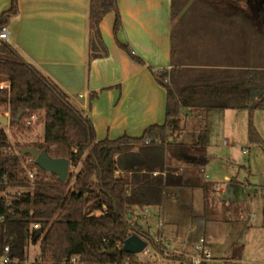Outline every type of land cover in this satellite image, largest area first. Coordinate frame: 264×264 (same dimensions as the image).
Segmentation results:
<instances>
[{
  "label": "trees",
  "instance_id": "16d2710c",
  "mask_svg": "<svg viewBox=\"0 0 264 264\" xmlns=\"http://www.w3.org/2000/svg\"><path fill=\"white\" fill-rule=\"evenodd\" d=\"M259 2L248 0L257 13L254 21L258 26L251 27L254 21L234 8L220 10L210 0H171L172 68H149L166 91L165 121L148 127L139 138L98 141L91 121L68 96L12 45L0 41V83L8 84L7 89H0V106L8 109L9 128L23 131L32 114L44 113L42 141L23 145L17 153L0 127V252L9 247V264H25L29 246L38 243V256L31 264H72V258L76 264H142L138 255L122 250L132 235L141 237L153 251L164 253L161 243L140 231L134 207L161 206L166 188L200 181L194 175L190 180L175 174L169 166L173 159L196 167L207 162L205 127L192 146L169 142V137L179 131L182 112L247 111L248 140L263 144L251 124L254 112L264 111V2L262 9ZM109 12L115 14V36L121 27L117 1L89 0V62L108 54L99 24ZM17 13V0H11L0 27ZM203 29L209 38L206 50L210 59L199 67H188L175 59L176 42L187 32L196 34ZM216 32L221 34L220 44ZM116 43L136 63L144 65L126 45ZM21 110L24 113L16 122ZM25 147L45 151L53 159H66L74 170L61 183L34 162L24 168L27 156L20 158L18 154ZM29 170L35 171L32 182L27 178ZM6 196L12 199L8 202ZM241 251L235 248L226 264H235ZM166 259L171 264H191L182 254L168 253Z\"/></svg>",
  "mask_w": 264,
  "mask_h": 264
},
{
  "label": "crops",
  "instance_id": "0c3cea01",
  "mask_svg": "<svg viewBox=\"0 0 264 264\" xmlns=\"http://www.w3.org/2000/svg\"><path fill=\"white\" fill-rule=\"evenodd\" d=\"M116 1L121 27L114 36V12L102 18L99 30L108 54L90 62L89 0H17L18 13L6 25L7 43L55 83L69 102L88 117L98 141L123 136L139 138L148 127L163 125L166 91L156 83L149 68L168 71L172 68L171 0ZM10 4L11 0H0V19ZM249 25L257 27L258 23ZM202 36L199 32H187L180 42L186 47L192 39L205 46ZM116 41L126 45L144 65L136 63ZM203 49L205 53H196L192 47L194 53L186 56L184 47L177 48L175 59L188 67H199L210 59L206 47ZM210 111L205 112L204 122L206 164L196 167L175 159L169 162L175 174H183L190 180L194 175L200 181L191 182L187 187L166 188L161 206L134 207V213L135 218L141 215L143 220L158 216V233L154 237L159 236L167 249H171V239L179 238L180 249H176L187 253V242L203 238L211 258L222 254V262H229L234 249L242 248L240 258L234 261L240 264L246 238L253 241L258 238L259 230L264 231V185L242 181L236 172L238 169L229 161L220 162V166L211 162L215 156L208 152L210 129L206 119ZM237 112L243 116L247 111ZM182 114L179 131L169 137V142L192 146L199 134L197 118L193 117L196 113H187L186 119Z\"/></svg>",
  "mask_w": 264,
  "mask_h": 264
},
{
  "label": "rangeland",
  "instance_id": "374dc122",
  "mask_svg": "<svg viewBox=\"0 0 264 264\" xmlns=\"http://www.w3.org/2000/svg\"><path fill=\"white\" fill-rule=\"evenodd\" d=\"M218 9L225 10L229 8H234L237 11H242L245 15L249 17L251 21L256 19V10H252L250 5L248 4V0H210ZM190 18V14L187 15ZM187 20V18H186ZM188 22V21H187ZM186 22V23H187ZM255 22V21H254ZM197 27H202L197 26ZM202 30V29H200ZM206 39L204 42L202 40V44L197 43V40H189L188 43L182 45L183 42L178 40L176 42V49L179 48L181 50L184 47L183 54L186 56H190L192 52V47L195 48L196 53L202 52L205 53V47L208 46V36L206 35V31L200 32ZM217 44L219 33H215ZM224 38H220L222 41ZM198 44V45H197ZM215 43V45H217ZM194 45V46H193ZM210 45V43H209ZM214 45V43H213ZM203 46V47H201ZM198 49V50H197ZM192 52V53H194ZM208 53V52H207ZM5 112H8L7 107L0 106V117L6 116L9 119V112L7 115H4ZM187 113H196L194 118L196 119V130L200 132L204 127L205 122V112L204 111H195V110H187L182 116L186 119ZM35 119L31 122L29 127H26L23 131L12 128L10 129L7 125L6 127H2L7 133L8 140L10 142V146L13 152L17 153L18 148L23 145H30L33 143H40L43 137V123H44V113L38 112L35 113ZM242 113H238L235 110H211L207 115V120L210 129V137H209V150L208 152L215 156L212 157V161L215 164L219 165L220 162H230L235 168L238 170V176L243 181L248 180L250 183L254 185H264V111H256L254 112L251 118V124L255 128L258 133L260 139L263 144H253L248 140V126L250 123V118L248 112H246L243 116ZM190 121H194L191 120ZM191 124H189V128ZM246 150L247 153L243 154L242 151ZM24 166L25 163L23 162ZM212 166V164H211ZM220 166V165H219ZM73 168L70 167L69 172H73ZM15 190H12L14 192ZM158 216H151L149 219L143 220L141 215L137 219L135 218V223L142 230L149 233L151 237H154L157 232ZM239 229V228H238ZM239 232V231H238ZM239 234V233H238ZM176 238V237H175ZM169 239H171L169 237ZM246 242V248L243 253V261L240 264H264V231H260L258 233V238H255L253 241L249 238ZM179 238L171 239L169 243V247L171 249L165 248L164 253H175L177 255L184 254L180 249ZM197 240L194 243L187 242V253L194 254L193 246L198 242ZM38 244H31L28 248L27 253V261L25 264H31L35 258L38 256ZM173 248V249H172ZM149 251L153 253V249L149 246ZM175 249V250H174ZM159 254V253H158ZM222 255V254H221ZM220 254L215 255V259L212 257L209 261L210 264H226V260L222 262L223 256ZM140 262L149 263V264H171L167 259L161 260L160 255H156L153 260H149V258L143 254L138 255ZM218 259V260H216ZM179 262H175L174 264H178Z\"/></svg>",
  "mask_w": 264,
  "mask_h": 264
},
{
  "label": "water",
  "instance_id": "95a60500",
  "mask_svg": "<svg viewBox=\"0 0 264 264\" xmlns=\"http://www.w3.org/2000/svg\"><path fill=\"white\" fill-rule=\"evenodd\" d=\"M24 111H19L16 117V122L19 121ZM9 123V119L6 116L0 117V126L6 127ZM19 157L29 156L33 160L34 164L38 166L42 171L53 174L57 177L58 181L65 183L70 169V163L66 159H53L50 158L45 151H39L35 147H25L20 150ZM147 242L144 241L138 235H132L127 238L122 246L124 252L139 255L146 247ZM115 253V252H112Z\"/></svg>",
  "mask_w": 264,
  "mask_h": 264
},
{
  "label": "built area",
  "instance_id": "2783aa9c",
  "mask_svg": "<svg viewBox=\"0 0 264 264\" xmlns=\"http://www.w3.org/2000/svg\"><path fill=\"white\" fill-rule=\"evenodd\" d=\"M7 40H8V29H7L6 26H2V27H0V41H7ZM7 88H8V84L7 83H0V89H7ZM34 119H35V115L32 114L30 116V118H28L25 121L26 127H29L31 122ZM146 144H147V142H146ZM242 153L246 154L247 151L243 150ZM30 162H33V160L31 159V157L27 156L26 160L24 162L25 165L23 167L25 168L27 166V164L30 163ZM35 176H36L35 175V171H33V170L32 171L31 170L27 171V178H28L29 181L32 182L35 179ZM6 199L9 202L12 198H10L9 196H6ZM34 228H37V226H34ZM153 240L156 243H161V240H160L159 236L153 237ZM148 247L149 246L147 244L141 254L147 256L149 258V260H153L156 257V255H160L161 256V260H165L166 259L167 253H163L162 255L158 254L155 251L153 253H151L149 251ZM193 252H194V254H188V255H186L185 253L183 254L185 257H187L190 260L191 264H201L202 262L207 263L211 259L210 252L205 247V241H204L203 238L199 239V241L193 246ZM70 262L72 264H76V258H72L70 260ZM9 263H11V260L9 258V247L8 246H4L2 248V251L0 252V264H9ZM143 264H147V263H143ZM178 264H185V263H178Z\"/></svg>",
  "mask_w": 264,
  "mask_h": 264
},
{
  "label": "flooded vegetation",
  "instance_id": "af4514ba",
  "mask_svg": "<svg viewBox=\"0 0 264 264\" xmlns=\"http://www.w3.org/2000/svg\"><path fill=\"white\" fill-rule=\"evenodd\" d=\"M264 2V0H260V2L258 3L259 4V7L261 8V4ZM262 9V8H261Z\"/></svg>",
  "mask_w": 264,
  "mask_h": 264
}]
</instances>
